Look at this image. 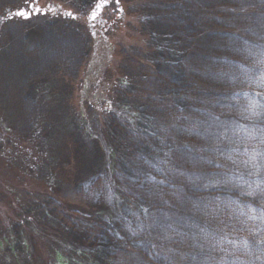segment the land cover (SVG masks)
Returning <instances> with one entry per match:
<instances>
[{
  "label": "trees",
  "instance_id": "1",
  "mask_svg": "<svg viewBox=\"0 0 264 264\" xmlns=\"http://www.w3.org/2000/svg\"><path fill=\"white\" fill-rule=\"evenodd\" d=\"M23 1L0 0V9ZM88 2L78 16L66 8L59 15L60 3L31 0L29 19L4 23L2 111L16 130L31 133L41 102L26 92L29 80L53 67L73 76L81 69V91L93 83L106 90L88 102L86 120L91 112L90 124L112 114L98 102L110 104L113 95L118 106L140 114L136 124L151 143L133 146L135 162L123 165L120 207L128 219L71 221L52 199L18 189L26 214L50 212L57 227L100 247L98 257L110 264H264V0ZM30 26L40 32L33 46L25 36ZM87 63L95 75L87 74ZM109 84L117 87L112 95ZM69 189L94 200L108 190L97 173ZM133 226L145 236L133 241L140 235ZM16 244L0 264L28 263Z\"/></svg>",
  "mask_w": 264,
  "mask_h": 264
},
{
  "label": "rangeland",
  "instance_id": "2",
  "mask_svg": "<svg viewBox=\"0 0 264 264\" xmlns=\"http://www.w3.org/2000/svg\"><path fill=\"white\" fill-rule=\"evenodd\" d=\"M30 1L25 0L12 8L2 7L0 29L9 20L29 19ZM50 1L54 6L60 3L63 7L56 8L57 11L60 8L59 15L62 14L61 9L65 10V8L72 12L68 11L71 15L74 13H78V16L85 15L91 7V1L88 0ZM222 3L218 2V7H222ZM252 6L256 7L253 10L261 8L259 4ZM19 12H23L24 15H19ZM25 36L30 46L40 40V32L34 26L25 29ZM89 67L87 63V74L95 75L94 68L89 69ZM80 71L81 69L73 76L66 74L60 67H53L43 76L29 80L26 92L33 100L41 102L32 111L34 120H31L33 126L29 134L21 133L9 123L0 105L1 259L5 257L9 261V256L14 255L15 252L13 244H19L20 241L19 247L22 246L23 253L27 255V264H110L111 262L109 258L98 257L99 251L101 252L100 247L98 251L95 246L83 244L78 237L70 236L69 228L66 230L57 227V220L50 215V212L48 215L43 214L41 218L26 214L16 195L18 189L44 195L56 202L60 211L71 221L85 223L95 220L110 222L116 219L118 221L128 219L126 209L121 208L123 199L126 198L125 191L123 189L122 192V187H119V184L123 185L126 180L123 165H126L125 169L127 167L131 169L132 161L135 162L131 153L133 146H140L142 141L143 145H150L151 142L146 141L144 133L140 134L141 129H138L136 124V117L140 119V114L128 111L124 105L118 106L115 102L116 99L112 94L117 87L114 88L113 84L107 85V93L112 95V104L106 101L98 102L101 106L104 103H106L104 106H110L112 114L100 118L97 116L98 121L90 124L89 120L93 119L94 115L91 108L93 117H88L86 120L87 104L90 101L96 102L106 90L104 92L102 88L93 89V83L90 88L84 87L81 91ZM124 80H130V76L125 75ZM103 110L104 108L102 112ZM120 123L122 126L118 125ZM141 159L137 160L141 161ZM94 173L101 174L108 189L100 200L91 199L82 190L72 192L69 189L75 184L82 183ZM16 224L19 226L18 229ZM133 229L140 234L136 235L137 238L134 236L133 241L145 236L146 232L141 227L133 226ZM149 234L148 232V237ZM194 238L200 240L202 236L198 232ZM123 244L128 243L121 245ZM190 246L183 245L186 249ZM199 248H201L200 243ZM202 254L205 256V253ZM11 262L23 264L20 259L13 258Z\"/></svg>",
  "mask_w": 264,
  "mask_h": 264
},
{
  "label": "snow or ice",
  "instance_id": "3",
  "mask_svg": "<svg viewBox=\"0 0 264 264\" xmlns=\"http://www.w3.org/2000/svg\"><path fill=\"white\" fill-rule=\"evenodd\" d=\"M105 3H106V0H105ZM101 6H102V4H100V3L97 4V8H100ZM18 14L19 15H24L23 12H19ZM93 18H95V15H93Z\"/></svg>",
  "mask_w": 264,
  "mask_h": 264
}]
</instances>
